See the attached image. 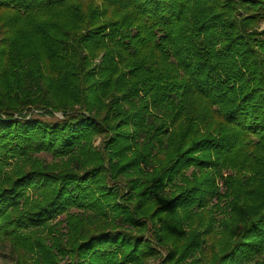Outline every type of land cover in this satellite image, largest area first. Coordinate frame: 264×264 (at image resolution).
Wrapping results in <instances>:
<instances>
[{
    "label": "trees",
    "instance_id": "trees-1",
    "mask_svg": "<svg viewBox=\"0 0 264 264\" xmlns=\"http://www.w3.org/2000/svg\"><path fill=\"white\" fill-rule=\"evenodd\" d=\"M262 25L264 0H0L3 264H264Z\"/></svg>",
    "mask_w": 264,
    "mask_h": 264
},
{
    "label": "rangeland",
    "instance_id": "rangeland-1",
    "mask_svg": "<svg viewBox=\"0 0 264 264\" xmlns=\"http://www.w3.org/2000/svg\"><path fill=\"white\" fill-rule=\"evenodd\" d=\"M262 27L264 28V25H262ZM33 115V116H36L37 115V112L36 111H31V113L26 117L27 119L30 118V115ZM54 117L55 118H61L62 115L61 113H55L54 114ZM43 119H50V117L48 116H45V117H42ZM100 144V139L99 138H95L93 140V146L97 147L98 145ZM34 158L38 159V160H41L44 164H51V162L53 161L52 157L50 155H47V154H38V155H35ZM191 169L186 171L185 172V176L186 177H189L191 175ZM227 174V173H226ZM181 185V182L180 180H177L175 182V185ZM217 186L219 188H221V184L219 182H217ZM174 190V187H167L165 189V191L163 192V195L164 196H168L172 191ZM73 212H76L75 209H72L71 210V213ZM222 214H218L217 217H221ZM64 217H60L58 218L57 220H62ZM10 247L7 243H0V264H3V263H10L11 261V254H10ZM206 257V256H204ZM151 264H158V262H154V261H151ZM252 264V263H251Z\"/></svg>",
    "mask_w": 264,
    "mask_h": 264
}]
</instances>
